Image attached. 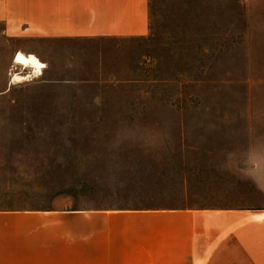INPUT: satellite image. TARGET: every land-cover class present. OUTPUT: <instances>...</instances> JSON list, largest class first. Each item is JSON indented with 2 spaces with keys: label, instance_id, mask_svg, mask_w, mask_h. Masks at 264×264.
<instances>
[{
  "label": "rangeland",
  "instance_id": "374dc122",
  "mask_svg": "<svg viewBox=\"0 0 264 264\" xmlns=\"http://www.w3.org/2000/svg\"><path fill=\"white\" fill-rule=\"evenodd\" d=\"M151 15V39L134 46L145 72L78 97L45 91V108L22 91L0 97V209L45 210V264H134L142 249L161 264L261 259L208 255V235L236 221L171 231L113 217L151 204L264 207V72H245L263 67L264 0H151Z\"/></svg>",
  "mask_w": 264,
  "mask_h": 264
},
{
  "label": "crops",
  "instance_id": "0c3cea01",
  "mask_svg": "<svg viewBox=\"0 0 264 264\" xmlns=\"http://www.w3.org/2000/svg\"><path fill=\"white\" fill-rule=\"evenodd\" d=\"M151 33V0H0V97L22 91L45 108V91L78 97L99 92L108 83L124 82L115 78L124 72H145L146 56L134 46L149 41ZM19 55L34 56L38 64H24ZM245 72H264V60L261 69ZM258 108L264 110V104ZM189 186L186 179L185 197ZM218 195L214 185V197ZM186 203L122 209L113 217L166 223L159 229L171 231L179 228L172 223L175 220L236 221L220 234L208 235L214 238L208 255L260 253V260L247 256L243 264H264V207ZM105 212L92 209L90 218H103ZM62 213L82 215L81 211ZM147 250L136 252L134 264H161L158 255L144 259ZM0 264H45V210L0 209Z\"/></svg>",
  "mask_w": 264,
  "mask_h": 264
},
{
  "label": "bare ground",
  "instance_id": "6f19581e",
  "mask_svg": "<svg viewBox=\"0 0 264 264\" xmlns=\"http://www.w3.org/2000/svg\"><path fill=\"white\" fill-rule=\"evenodd\" d=\"M33 56V55H32ZM34 57V56H33ZM31 57L30 59H26L24 56L21 57L20 61H22L24 64H27L28 62H32L34 64H38V62L35 60V58ZM44 65V64H43ZM27 66V65H26ZM31 66V64H30ZM34 67V66H33ZM32 68V67H31ZM39 71V70H38ZM37 73V72H36ZM40 73V71H39ZM23 77V76H22ZM18 80H22L24 78H17ZM15 80V79H14ZM14 82V81H13Z\"/></svg>",
  "mask_w": 264,
  "mask_h": 264
}]
</instances>
